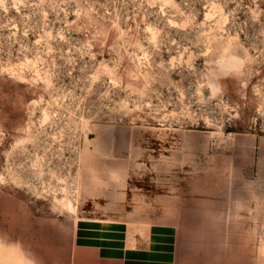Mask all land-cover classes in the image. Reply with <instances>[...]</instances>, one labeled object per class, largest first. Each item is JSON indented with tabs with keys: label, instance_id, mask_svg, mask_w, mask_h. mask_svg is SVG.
<instances>
[{
	"label": "rangeland",
	"instance_id": "obj_1",
	"mask_svg": "<svg viewBox=\"0 0 264 264\" xmlns=\"http://www.w3.org/2000/svg\"><path fill=\"white\" fill-rule=\"evenodd\" d=\"M167 181L176 264H264V0H0V264Z\"/></svg>",
	"mask_w": 264,
	"mask_h": 264
},
{
	"label": "crops",
	"instance_id": "obj_2",
	"mask_svg": "<svg viewBox=\"0 0 264 264\" xmlns=\"http://www.w3.org/2000/svg\"><path fill=\"white\" fill-rule=\"evenodd\" d=\"M253 161L259 162L255 153ZM174 195L169 182L164 193L139 192L134 204L125 192L94 194L89 199V216L81 217L75 225L73 248L78 264H176L178 214L174 212ZM130 225L147 226L144 233L135 234L132 246L128 245Z\"/></svg>",
	"mask_w": 264,
	"mask_h": 264
},
{
	"label": "built area",
	"instance_id": "obj_3",
	"mask_svg": "<svg viewBox=\"0 0 264 264\" xmlns=\"http://www.w3.org/2000/svg\"><path fill=\"white\" fill-rule=\"evenodd\" d=\"M233 136V132H225L223 131L221 133V135L219 136H215L213 138L214 142H222V141H226V140H230Z\"/></svg>",
	"mask_w": 264,
	"mask_h": 264
},
{
	"label": "bare ground",
	"instance_id": "obj_4",
	"mask_svg": "<svg viewBox=\"0 0 264 264\" xmlns=\"http://www.w3.org/2000/svg\"><path fill=\"white\" fill-rule=\"evenodd\" d=\"M67 205L69 206L70 209H73V206H72V204L70 202H68Z\"/></svg>",
	"mask_w": 264,
	"mask_h": 264
}]
</instances>
